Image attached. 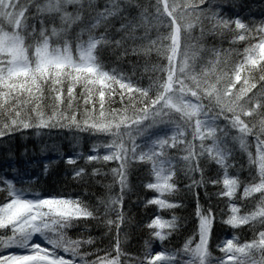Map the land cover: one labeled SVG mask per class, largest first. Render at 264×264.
<instances>
[{
  "label": "snow or ice",
  "instance_id": "1",
  "mask_svg": "<svg viewBox=\"0 0 264 264\" xmlns=\"http://www.w3.org/2000/svg\"><path fill=\"white\" fill-rule=\"evenodd\" d=\"M53 129L68 130L71 154L17 165L14 139ZM0 147V264H264V2L0 0ZM61 160L82 194L44 192ZM141 163L156 195L136 200L155 207L141 254L122 260L121 233L140 227L123 203ZM90 184L106 192L86 199ZM188 197L194 228L172 249L181 218L160 210ZM217 221L231 237H216Z\"/></svg>",
  "mask_w": 264,
  "mask_h": 264
},
{
  "label": "trees",
  "instance_id": "2",
  "mask_svg": "<svg viewBox=\"0 0 264 264\" xmlns=\"http://www.w3.org/2000/svg\"><path fill=\"white\" fill-rule=\"evenodd\" d=\"M261 2H264V0H244V3H252V4H260ZM252 15L255 16L256 19H259V9H254L252 12ZM224 47H228L227 41L224 43ZM153 61L156 59L155 54L152 56ZM145 82H147V75H145ZM239 83V82H238ZM31 131V130H29ZM53 135L51 136H43L40 138L35 137L34 135L28 136L27 140L25 141L23 138L17 136L13 143H12V150L14 152L15 160L17 165L23 166L25 159L32 160V159H44V158H52L57 155L56 149H59L60 151L64 152L66 155L71 154V147L69 143L68 138V130L67 129H53L52 130ZM38 143L39 144H46L48 150L44 153L43 156H39V149H38ZM83 146L85 151H88V144L83 142ZM27 146L29 151L28 156L25 158L21 155V149ZM6 152L5 147H0V164H2L4 160V154ZM36 152L37 155L33 156L32 153ZM78 163H83L82 161H79ZM101 165H97V167H100ZM116 166L114 162L110 161L107 162L105 165V170L107 168H111ZM66 165L61 160L57 165L53 166L52 170L50 171L49 175L45 177L42 181L44 192H46L49 195H77L83 193V187L78 186L74 182L65 179L64 171H65ZM145 167L143 163L137 165L133 169V174L130 176V180L133 182V184L136 186V192L132 193L129 197H127L123 203V207L126 210V213L130 217H134L135 221L140 225V227H136L135 224L130 225L127 229V237L125 238V233H121V243L123 246L124 252L128 253L129 255L127 257L121 256V259H132L135 256H138L141 254V250L143 248L144 239H145V233L147 231L146 225L147 221L151 219V215L153 213L154 205H148L147 207H142L141 204L136 200L137 193L141 196H144L146 193L150 195H156V193L151 192L149 193L148 190H145L143 188V185L139 183L141 179H150L145 174ZM90 171V169H89ZM70 175V173H69ZM111 176L101 177L97 176V180H102L103 184H107L111 181ZM222 187V185H220ZM208 191L212 192L215 191V186L209 185ZM106 192V189L103 187L102 184H90L88 188V192L85 196V198H90L92 201H95L97 196H101ZM4 194L0 192V201L3 200ZM200 198L201 203L206 204L207 201L204 197L203 190L200 191ZM224 199V198H221ZM195 206V199L194 197H188L185 199V207L183 209L177 208L174 210H160V214L165 217L169 218L173 211L175 214L181 218V224L178 228L177 232H174L172 236L170 237L171 240V248L175 249L180 247V245L184 242V239L186 236H189L192 234L193 228H194V220L195 217L192 214L193 209ZM213 206L216 208L217 211H219V207L216 205V198H213ZM224 210L227 211L226 205L224 206ZM190 217V218H189ZM101 229L93 227L90 229V232L94 236L100 235ZM113 232L115 233V228H113ZM214 232L217 238L221 237H231L233 234V230L225 225H222L219 221L216 222V225L214 226ZM237 238L243 242L245 239H248L252 236V232L247 229V227H244L243 230L238 228L236 230ZM196 239V237H194ZM107 243V242H105ZM160 241H153L152 246L155 248V250H160ZM165 247L168 246V241L164 242ZM100 247H104V245H100ZM212 253L213 255H219V250L213 245L212 247ZM115 250L113 249L109 255H114ZM97 255H104L103 252L97 253ZM88 259H92L93 257H87Z\"/></svg>",
  "mask_w": 264,
  "mask_h": 264
}]
</instances>
